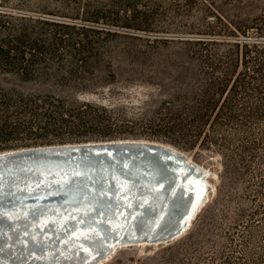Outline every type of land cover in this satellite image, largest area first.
I'll use <instances>...</instances> for the list:
<instances>
[{
	"label": "rangeland",
	"instance_id": "1",
	"mask_svg": "<svg viewBox=\"0 0 264 264\" xmlns=\"http://www.w3.org/2000/svg\"><path fill=\"white\" fill-rule=\"evenodd\" d=\"M203 1L0 0V23L8 29H22L28 38L67 46L57 54L37 58L26 53L23 62L29 65L39 57L46 61L28 76L10 68L13 55L0 56V115L22 116L58 107L69 116L106 115L112 126L75 131L90 137L86 141L134 138L164 142L214 173L209 178L214 186L210 199L185 234L164 244L120 247L101 264H160L171 252L166 249L168 244L181 245L199 227L203 232L212 228L215 216L206 208L216 196L220 160L200 145H189L167 132L191 122L193 99L203 93V78L210 76L200 56L185 50L181 43L202 35L199 9ZM56 21L85 24L87 28L62 27L58 34L59 28L53 24ZM51 134L20 128L6 139L0 138V145L25 147L22 144L43 141L45 135L52 138ZM260 228H264V221ZM257 240L264 246L262 239Z\"/></svg>",
	"mask_w": 264,
	"mask_h": 264
},
{
	"label": "trees",
	"instance_id": "2",
	"mask_svg": "<svg viewBox=\"0 0 264 264\" xmlns=\"http://www.w3.org/2000/svg\"><path fill=\"white\" fill-rule=\"evenodd\" d=\"M199 13L202 35L181 43L200 56L210 76L203 78V93L193 99L191 122L167 132L219 158L220 182L206 208L215 219L209 231L199 227L181 245L168 244L166 249L171 252L160 264H264V246L257 240L264 241V228H260L264 221V0H205ZM53 24L59 28L58 34L62 27L87 28L64 21ZM62 49L67 46L59 41L28 38L25 30L11 31L0 23V56L13 55L10 68L21 76L35 74V66L46 64L44 57L30 65L23 62L26 53L37 58ZM112 123L106 115L69 116L58 107L22 116L0 115V138L6 139L20 128H35L51 132L52 138L45 135V140L22 144L25 147L86 141L90 137L75 130L110 127ZM15 146L6 143L0 145V151Z\"/></svg>",
	"mask_w": 264,
	"mask_h": 264
},
{
	"label": "bare ground",
	"instance_id": "3",
	"mask_svg": "<svg viewBox=\"0 0 264 264\" xmlns=\"http://www.w3.org/2000/svg\"><path fill=\"white\" fill-rule=\"evenodd\" d=\"M89 142L2 150L0 164L64 148L128 145L142 147L160 166L148 173L153 182L144 185L141 195L109 194L96 203L52 201L44 198L49 193L44 188H15L25 177L14 167H1L0 192L8 194L0 197V264H101L120 247L164 244L181 237L210 199L214 186L209 178L214 173L175 146L154 140ZM65 188L49 191L61 196L58 189Z\"/></svg>",
	"mask_w": 264,
	"mask_h": 264
},
{
	"label": "water",
	"instance_id": "4",
	"mask_svg": "<svg viewBox=\"0 0 264 264\" xmlns=\"http://www.w3.org/2000/svg\"><path fill=\"white\" fill-rule=\"evenodd\" d=\"M111 140L153 141L134 138L95 141L102 143ZM67 143L69 145L91 144L89 141ZM60 145L64 146V143H60ZM153 160V157L143 151L142 147L128 145L87 146L79 149L64 148L54 153L20 155L13 160H9L8 163L0 164V168L14 167V170L19 171L22 178L25 177L22 182L15 185V188L18 189L27 187L34 190L37 187L44 188L43 190H48L46 192L50 193V188L67 187L58 189L62 190L59 193L61 196L48 193L44 197L45 199L96 203L99 199H108L109 194L111 196L118 194L120 198L126 197L128 194L141 195L144 185L153 182L150 180L152 178L149 177L148 173L152 169L156 171L157 166L160 167ZM144 171L147 172L144 174ZM50 172L54 173L48 176L47 174ZM59 174L64 175V178H57L56 176ZM34 177L35 179H33ZM88 177L92 179L88 181ZM95 179L98 181L95 182ZM11 188H14V186ZM6 194L8 193L0 192V197ZM157 239L162 240L163 237Z\"/></svg>",
	"mask_w": 264,
	"mask_h": 264
}]
</instances>
